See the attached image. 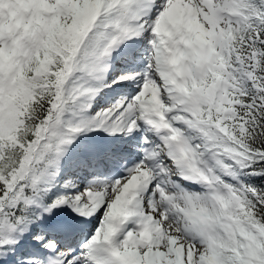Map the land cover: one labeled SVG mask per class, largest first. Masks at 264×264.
Segmentation results:
<instances>
[{
	"label": "snow or ice",
	"instance_id": "snow-or-ice-1",
	"mask_svg": "<svg viewBox=\"0 0 264 264\" xmlns=\"http://www.w3.org/2000/svg\"><path fill=\"white\" fill-rule=\"evenodd\" d=\"M0 264H264V0H0Z\"/></svg>",
	"mask_w": 264,
	"mask_h": 264
}]
</instances>
